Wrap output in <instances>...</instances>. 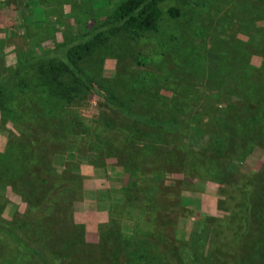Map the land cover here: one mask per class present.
I'll list each match as a JSON object with an SVG mask.
<instances>
[{
	"label": "rangeland",
	"instance_id": "374dc122",
	"mask_svg": "<svg viewBox=\"0 0 264 264\" xmlns=\"http://www.w3.org/2000/svg\"><path fill=\"white\" fill-rule=\"evenodd\" d=\"M121 1L0 0V82L45 114L52 134L22 136L16 126L28 114L14 102L15 124L0 112V128L10 130H0V153L23 137L36 159L47 158L30 176L68 184L58 218L81 225L92 245L78 264L106 259L107 228L133 240L124 250L114 243L111 264H144L130 256L136 242L170 264H192L190 253L204 264H252L259 225L245 217L264 214V203L248 196L258 173L264 179V0H159L157 29L137 39L115 31ZM90 39L92 51L79 58L78 45ZM21 63L31 65L14 74ZM48 63H67L65 76L38 80ZM250 75L255 83L242 84ZM22 79L36 100L18 87ZM12 176L0 167L2 223L20 224L29 246L56 243L34 229L25 183L19 171ZM236 237L232 257L218 253L219 239ZM0 264L39 262L0 231Z\"/></svg>",
	"mask_w": 264,
	"mask_h": 264
},
{
	"label": "trees",
	"instance_id": "16d2710c",
	"mask_svg": "<svg viewBox=\"0 0 264 264\" xmlns=\"http://www.w3.org/2000/svg\"><path fill=\"white\" fill-rule=\"evenodd\" d=\"M158 2L159 0H122L117 6L114 15L117 22L120 23V25L116 27L115 31L124 30L128 34L129 38L137 39L142 33L157 29L158 21L161 17ZM168 14L171 17L176 18L178 17L179 12L175 8H170L168 10ZM100 36L101 34H98L93 39L102 40V36ZM78 47L81 51L78 54L80 56L79 58H83L92 51L94 41L92 39L84 42L82 41ZM69 57L70 55H68V58ZM25 65L29 67L31 63L18 64L13 70V73H20V70ZM67 65V63L61 65H53L50 63L46 66L40 65L37 68V79H48V84H52L56 79L61 80V76L65 73L64 68H66ZM26 68L27 67H25V69ZM241 81L243 82L242 84H248V86H251V82L254 81L255 83L256 80H252L250 75L248 79H242ZM18 87L27 90V93L32 95L31 98L36 100V97H33L35 92L29 91L30 89L23 79L19 82ZM25 90L23 92H25ZM45 90L49 94L55 95L53 93L56 88L53 85L48 86ZM16 91L17 88L10 86L6 79L0 82V112L2 113L4 120H11L14 124L16 123L11 108H14V102H17L18 108L20 103L21 108L28 114L26 117L23 116L22 123L19 121L16 126V129L20 134H22V136L37 137L48 133L52 135L48 130L49 118L45 117V114L43 115L41 111L36 109V107H33L30 111L27 107L23 106L21 97H18L17 100H13L12 98ZM50 108L51 117L56 119L58 116V113L56 112L57 108L55 106H51ZM0 130L6 132L7 135L10 133V130L6 128H0ZM16 140L17 138L11 141L9 140L5 151L0 153V167H6V169L9 168L10 171L12 170L14 172V177L12 176L14 181L19 171V174L25 183L26 202L28 206L27 213L28 217H31V220H33L31 223L34 225V229L39 235H41L43 230H48V233L52 232L56 243L50 244V241H48L45 245L40 243L35 246H29V237L25 235L20 224L13 227L14 229H7L4 226L6 221L2 223L1 217L0 231L11 235L20 244V246L24 248V250L30 252L35 257L39 264H78L76 262L77 255H79L80 252L87 251L84 250V247H92V245L85 244L84 240L81 239V233H83V227L81 225L74 223L68 218H58L60 210L57 207L60 203H63L68 195H66L69 191L68 184L63 181H59V179H56L57 181L52 180L50 183H48V181H43L42 184L36 182L32 175L30 176V173L32 171L35 172V170L39 173L40 164L42 162L45 163L47 158H45L44 161H42L43 159H36L34 153L30 152L32 150L30 149V143L28 141H26L23 137H21L18 142ZM36 148L40 151L42 149H46L43 144L36 145ZM261 176L263 177L261 173H258L257 177L259 178V181L258 183H254V187L249 191L248 196L250 201L260 199L259 202L263 204L264 179H261ZM254 181H256V179ZM29 184L31 185L30 190H27ZM66 209L67 205L63 206L61 211L63 210V212L66 213ZM261 212L262 211L257 208L256 217H251L248 213L245 217V221L250 222L249 224L254 223L259 225L258 228H256L259 232V242L256 245L259 250V255L257 256L258 260L253 259L252 264H261L264 257V224H259V221L264 214ZM105 227H108V225ZM119 238L120 239H116L111 228L106 229L103 244H99L101 247L100 252L106 255V259L100 264H111V260L113 259L114 243L116 244L117 242V248L119 249L121 247L123 250L127 249V247L133 243L131 236L120 234ZM237 239L238 237L231 238L230 240L219 239L217 247L218 253L225 254L224 252L227 250L228 256L232 257L233 253L231 249L236 247ZM51 245L54 247H51ZM136 245H140L136 251L132 249L129 250L131 257L137 256L135 261H141L144 264H170L168 261L166 262L165 260H161L159 259V256L152 254L148 249V246L145 244L136 242ZM63 249H65L64 255L60 254V250ZM189 258L192 264H204L196 253H190ZM248 264H251V262H248Z\"/></svg>",
	"mask_w": 264,
	"mask_h": 264
}]
</instances>
